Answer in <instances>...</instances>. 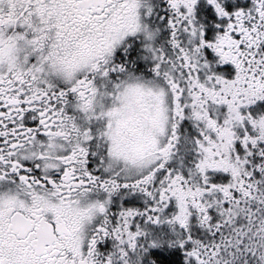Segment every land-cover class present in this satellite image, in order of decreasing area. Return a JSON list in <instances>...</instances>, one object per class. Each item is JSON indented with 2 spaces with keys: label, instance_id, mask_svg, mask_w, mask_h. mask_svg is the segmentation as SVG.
I'll return each mask as SVG.
<instances>
[{
  "label": "snow or ice",
  "instance_id": "snow-or-ice-1",
  "mask_svg": "<svg viewBox=\"0 0 264 264\" xmlns=\"http://www.w3.org/2000/svg\"><path fill=\"white\" fill-rule=\"evenodd\" d=\"M0 264H264V0H0Z\"/></svg>",
  "mask_w": 264,
  "mask_h": 264
}]
</instances>
